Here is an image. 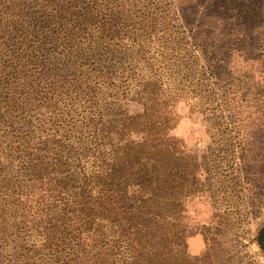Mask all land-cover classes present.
Segmentation results:
<instances>
[{
    "label": "rangeland",
    "instance_id": "374dc122",
    "mask_svg": "<svg viewBox=\"0 0 264 264\" xmlns=\"http://www.w3.org/2000/svg\"><path fill=\"white\" fill-rule=\"evenodd\" d=\"M164 1L167 40L146 33L153 0H0V114L19 134H44L49 85L68 70L66 38L83 42L98 26L107 39L132 43L134 56L123 63L132 74L127 94L106 101L96 86L95 110L125 130L134 118H152L147 129L136 121L134 139L153 138L152 162L168 157L176 169L172 197L156 205L177 233L167 236L165 224L156 248L173 247L176 258L186 250L189 264H264L256 242L264 226V0ZM23 90L34 93L29 124L11 106ZM81 100L91 101L76 107ZM196 237L202 249L194 256Z\"/></svg>",
    "mask_w": 264,
    "mask_h": 264
},
{
    "label": "trees",
    "instance_id": "16d2710c",
    "mask_svg": "<svg viewBox=\"0 0 264 264\" xmlns=\"http://www.w3.org/2000/svg\"><path fill=\"white\" fill-rule=\"evenodd\" d=\"M153 4L146 33L167 40L166 2ZM50 22V17L41 19L44 25ZM97 27L83 33V42L66 38L68 70H58L59 84L49 85L53 113L44 134H19L14 121L0 114V264L190 263L186 250L176 258L173 247L156 248L165 224L167 236L177 233L175 221L156 205L168 195L166 183L176 169L168 157L152 162L150 153L158 149L153 138L120 150L112 133L124 131L127 123L113 124L95 110L100 108L96 86L106 101L127 94L132 74L123 63L135 50L124 39H107ZM119 77L122 85L116 84ZM31 98L34 93L23 90L11 105L28 124ZM83 98L91 101L76 107ZM146 184L153 185L150 195L143 190ZM28 238L35 242L29 248ZM256 242L264 251V226Z\"/></svg>",
    "mask_w": 264,
    "mask_h": 264
},
{
    "label": "crops",
    "instance_id": "0c3cea01",
    "mask_svg": "<svg viewBox=\"0 0 264 264\" xmlns=\"http://www.w3.org/2000/svg\"><path fill=\"white\" fill-rule=\"evenodd\" d=\"M151 119L152 118H134L132 120V122H130V125H129L130 127H129L128 130L116 133V137L115 138H117V143L119 145L120 150L124 151L127 148L131 147L132 145L140 143L139 141L134 139V134H133L134 125L136 124V121L138 120V121L143 122L145 129H147V126H149L150 125L149 123L152 121ZM135 131H136V129H135ZM145 140H147V139L145 138L143 141H145ZM167 166H169V165H167ZM178 179H180L179 178V173H178ZM177 181H180V180H177V178H176L174 180L167 181L166 185L169 188L167 197H170V198L172 197V193L173 192H171L170 189L175 187L174 185L177 183ZM152 186H153L152 184H150V185L146 184L145 186H143V190H144L146 195H150L151 194V190L150 189H152ZM196 241H197V237L196 238H191L189 240V250H190V253L192 255H198L201 252V249H202V248L197 247L195 245Z\"/></svg>",
    "mask_w": 264,
    "mask_h": 264
}]
</instances>
